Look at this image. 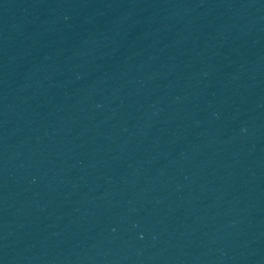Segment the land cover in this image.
<instances>
[{"label":"water","instance_id":"95a60500","mask_svg":"<svg viewBox=\"0 0 264 264\" xmlns=\"http://www.w3.org/2000/svg\"><path fill=\"white\" fill-rule=\"evenodd\" d=\"M0 264H264V0H0Z\"/></svg>","mask_w":264,"mask_h":264}]
</instances>
